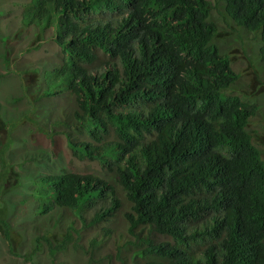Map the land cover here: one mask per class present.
I'll list each match as a JSON object with an SVG mask.
<instances>
[{"label":"trees","instance_id":"16d2710c","mask_svg":"<svg viewBox=\"0 0 264 264\" xmlns=\"http://www.w3.org/2000/svg\"><path fill=\"white\" fill-rule=\"evenodd\" d=\"M214 10L227 24L261 36L257 60L264 63V0L23 4L21 21L34 28L32 49L54 42L62 53L43 73L29 71L25 87L37 82L45 97L67 91L73 98V113L62 124L66 144L74 157L99 161L117 176L131 202L130 234L147 226L137 243L160 260L147 264H264V157L248 130L261 104L235 87L241 74L216 41ZM8 127L0 121V199L6 202L0 228L6 234L5 215L16 207L10 197L22 188L29 197L18 202L28 203L31 221L73 214L62 240L44 236L54 255L121 205L109 176L61 171L29 176L26 186V175L15 170L26 161L12 163ZM109 198L111 205L91 221L84 215ZM154 232L173 242L157 244L149 237ZM41 246L37 238L34 250Z\"/></svg>","mask_w":264,"mask_h":264},{"label":"rangeland","instance_id":"374dc122","mask_svg":"<svg viewBox=\"0 0 264 264\" xmlns=\"http://www.w3.org/2000/svg\"><path fill=\"white\" fill-rule=\"evenodd\" d=\"M26 1L0 0V121L6 122L12 133V163L15 165L26 161L25 166L16 165L15 170L26 175V186L30 188L29 176L36 179L41 176L39 172L79 170L101 174L106 178L109 176L116 186L115 196L121 205L107 217L108 221H92V225L83 228L77 241L70 242L67 249L54 255L49 251L48 240L57 242L63 239L73 214H68L62 220V212H55L31 221L27 215L30 210L28 203L18 202L29 197V191L22 188V192L10 197L16 207L5 215L10 227L9 235L4 226L0 228V264H89L90 261L92 264H147L159 260L153 254L142 252L147 247L145 243H137V235L145 238L148 234L147 226L136 230V234H130L126 213L131 211V202L117 176L106 172L97 162L78 161L66 144L62 124L64 117L73 113V98L67 91L45 97L37 82L25 87L30 83L29 71L39 68L38 71L43 73L62 59V53L54 42L44 44L38 50L32 49L34 28L25 27L21 21ZM212 16L221 37L217 38V43L224 50H229L234 69L241 74L235 87L246 94L248 100L261 104L258 113L251 118L248 130L256 136L264 157V63L260 64L261 61L257 60L262 45L261 36L235 25L232 20L230 25L227 24L217 10L213 11ZM27 89H30V96L26 93ZM75 135L78 139L84 137L82 133ZM110 138H114V135ZM5 204V200L0 199V206ZM110 205V198L101 201L87 215L91 216L94 210L99 211ZM77 226L81 227L78 220ZM72 233L77 236L75 232ZM38 237L42 240V246L35 251ZM96 237L99 244L92 243ZM149 237L156 243L173 242L171 236L160 233H151ZM12 245L15 246L14 251L11 250Z\"/></svg>","mask_w":264,"mask_h":264},{"label":"clouds","instance_id":"9594fccd","mask_svg":"<svg viewBox=\"0 0 264 264\" xmlns=\"http://www.w3.org/2000/svg\"><path fill=\"white\" fill-rule=\"evenodd\" d=\"M258 103H259V101H257ZM250 124H251V122H250ZM250 124H249V126H250ZM80 133V132H79ZM81 139H83V138H81ZM75 158H77V160L78 161H86V160H88V159H86V160H81L80 158H78V157H76L75 156ZM33 161V160H32ZM31 161V162H32ZM91 161V160H90ZM94 162H97L98 164H100L102 167H104L105 168V170L108 172V173H111L112 174V172L111 171H109V167L108 166H103V164L101 163V162H99V161H94ZM36 167V166H35ZM62 171H69V172H79V173H82V174H96V173H89V172H80L79 170H62ZM61 172V171H60ZM41 175H47V174H50L51 172H49V173H41V172H39ZM59 173V172H58ZM98 175H101V174H98ZM101 176H103V177H105L104 175H101ZM108 179V178H107ZM98 204V203H97ZM94 207H92L91 209H93ZM118 210V208L115 210V211H117ZM95 211H98V210H94L93 211V213H92V215L91 216H88L87 214L88 213H91V211H90V209L89 210H86L85 212H84V215L91 221V219H92V217H93V215H94V213H95ZM100 211V210H99ZM114 211V212H115ZM113 212V213H114ZM113 213H111V214H113ZM144 225H141V226H139L138 227V229H140V228H142ZM137 229V230H138ZM154 233H157V232H154ZM153 233V234H154ZM38 238H40V237H38ZM140 244V243H139ZM158 244V243H157ZM60 252V251H59Z\"/></svg>","mask_w":264,"mask_h":264}]
</instances>
